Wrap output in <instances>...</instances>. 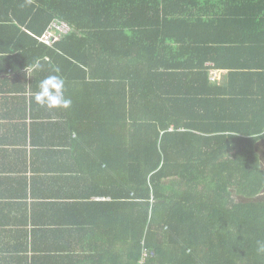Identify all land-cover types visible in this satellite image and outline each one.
Segmentation results:
<instances>
[{
    "label": "trees",
    "instance_id": "16d2710c",
    "mask_svg": "<svg viewBox=\"0 0 264 264\" xmlns=\"http://www.w3.org/2000/svg\"><path fill=\"white\" fill-rule=\"evenodd\" d=\"M14 5L7 4L8 22L0 24V82L9 87L0 91H17L11 85L29 80L35 93L37 81L53 74L74 82L75 160L81 161L88 146L91 159L108 167L106 179L92 182L93 191L83 168L75 169L79 174L68 169L70 175L58 177L75 195L68 200L76 202L67 204L74 214L68 225L75 227V239L100 241V246L80 251L62 246L58 256L45 261L141 264L146 252V264H264V0H42L43 11L33 14L29 23ZM212 7L221 15L213 16ZM54 20L67 22L72 32L52 48L34 36H42ZM165 24L172 30V43L177 31L193 39L197 50L191 52L201 60L197 72H183L180 51L150 59L140 55L154 44L147 39L149 29L160 35ZM225 24L238 41L219 38ZM223 43H236V48L224 49ZM224 51L244 57L249 62L242 69L255 71L233 68L226 75L229 83L248 85L237 99L211 80L212 71L220 76L216 69L226 66L219 61ZM208 61L213 64L206 66ZM36 62L41 68L27 76L25 70ZM182 81L187 89L182 90ZM226 128L230 136L220 135ZM55 139L52 134L46 137L51 149L41 159L40 171L47 180H53L49 163L65 160L58 157L62 147ZM102 142L107 147L114 143L106 158L99 155ZM87 186L90 193L83 189ZM8 187L11 190L0 192V198L18 193ZM193 188H200L218 207L213 218L201 221L210 225L211 218L214 226L206 231L196 226L185 236L182 225L188 219L174 214L182 205V192ZM48 192L42 195L47 200ZM33 193L37 196V189ZM15 196L0 201V227L13 223ZM92 196L109 199L93 202ZM86 199L89 202H83ZM66 222L67 217L63 226ZM38 231L32 235L33 253H41ZM85 251L87 255L80 256Z\"/></svg>",
    "mask_w": 264,
    "mask_h": 264
},
{
    "label": "crops",
    "instance_id": "0c3cea01",
    "mask_svg": "<svg viewBox=\"0 0 264 264\" xmlns=\"http://www.w3.org/2000/svg\"><path fill=\"white\" fill-rule=\"evenodd\" d=\"M49 1L51 2L52 0ZM11 3L16 4L13 7H18L19 17L23 19L26 18L27 23L32 21L33 14L36 15L39 11H43L44 9V5L43 7L39 5L42 4V0H0V5H3L0 7V21H2L0 24L8 22L6 17L8 11L7 4ZM176 9L180 11L182 7L179 5ZM213 9L215 10L212 13L213 16L221 15L218 8ZM225 9L231 11L230 7H226ZM9 16H11V13L8 14V17ZM172 18L177 19V17ZM13 22L15 25H19L17 21ZM168 26L169 25L165 24V26L159 28L162 31L160 35H155V31L149 29L151 33L147 36V39L154 44L148 47L146 51L142 52L140 55H146V57L150 59L156 55L163 57L167 56L173 50L174 52L180 51V53H182V65L185 67L183 72H197L195 67L199 65L201 60L195 59L197 57L196 54L191 52L192 50H197L195 49L193 39L186 35H181L180 32L177 31V33L173 35L174 41L172 43V30ZM176 27L180 28V26ZM225 27L226 28H221V36L219 38L228 42L238 41L239 39L235 37L237 36V33H232V30L229 29L227 24H225ZM29 34L31 35V33ZM34 38L37 39L38 37L34 36ZM66 38L67 36L61 41ZM225 46L229 50L236 48V43H223L222 48L225 49ZM52 48L54 47L52 46ZM222 53L223 56L219 61L223 62L226 66L221 67V69H216L220 71V78L217 82L213 81L212 83H216L219 88H223L222 91L224 90V92H227L229 97L234 96L236 98L237 93H244L248 85L235 82L229 83V80H225L226 75L233 68H236L235 70L238 71L250 73L255 71L242 69L244 65L249 62H245L244 57L236 58L229 54L232 52L227 51ZM254 59L259 61L263 58L257 57ZM49 62L50 61L48 60V63ZM252 63L253 62H250L249 65ZM212 64L211 61H208L205 65L209 66ZM241 75L242 74L240 73L238 76L240 77ZM245 78L250 80V78H247L246 76L244 79ZM26 83V85L24 83L11 85L13 89H16L17 91H0V167H3L4 170V174L0 176L3 178L0 184L2 187L0 192H5L6 189H10L8 186L15 187L18 190L17 194H6L2 195L4 198H0V201L3 199L9 201L11 200L10 197L12 195H16L15 198H17L12 200L17 207L14 209L13 214H10V221H12L15 226H13V223H10L7 227H0V257L3 258L2 260L0 258V264H51V259L45 261V258L58 256V249L62 246L71 249H78V251L87 249L86 247L95 246L96 242H87L85 241V238L81 241L78 237L75 239V227L68 225L71 221L70 215L71 217L74 215H72L73 210L67 209V204H74L76 202L68 200V198H75V195L73 194V190L67 185L66 181L64 182V179H58V177L70 175V173L65 171L68 169L72 173L74 172V175L79 174L75 169L83 168V175L86 179L90 180V191H93L94 186L92 185V182H97L98 184L108 176V171H106L108 168L107 162L95 161L93 158L91 159V150L88 146L83 149L80 157L81 161H79V163L82 164V166L76 162L74 142L75 138H77V134L73 131L74 116L71 115V113H74V109L72 108V105L68 108L58 109H48L40 106L32 100L34 92L32 90L33 86L31 87L30 85H32L33 82L27 80ZM182 83L184 84V81H182ZM225 85H227V87L224 88ZM34 87L38 90V85ZM7 88L9 87L6 85L4 86L0 82V90ZM74 88V82L69 83L68 81H65L64 94L66 98L72 99L74 96ZM184 89H187L186 84H184L182 90ZM72 103L74 102L72 101ZM51 134L56 137L55 140L60 143L62 147L58 157H65V160H54L49 163L50 168L48 169L54 170L48 172L50 178H53V180H47L40 170L44 167L43 162L41 161L43 154L47 151L48 154L50 152V147L47 145V142H45V139ZM230 134L228 128H226V133L220 135L230 136ZM113 144L114 143L107 147V143H100V157L106 158L107 153L108 151L110 152ZM65 148L68 149L70 155ZM65 154L66 156H64ZM219 161L222 162V159ZM222 165L224 166L223 162ZM39 178H42L44 182L40 183ZM36 189L37 196L33 193ZM83 189L89 192V186ZM194 189L195 188L190 189L188 193L182 192V194H185L184 197L182 196V207L180 206L174 214L176 216L182 215V217L188 219L185 224L182 225V233H185V236H188L190 232L195 231L196 226L200 231H206V228H211L215 224L211 218H208L211 223L210 225H205L201 221L204 217H212L211 215L214 212L213 208H217L218 205L215 204L213 200H208L206 194L201 192L200 188H197L196 191H194ZM45 190L50 193V195H48V200L42 196ZM25 191H27L26 199L20 197ZM210 196L211 195H209V197ZM108 199L102 196L91 197V201L93 202H102ZM86 200L87 201L83 202H89L88 199ZM151 203H153V198L151 199ZM48 204H63L66 205V207L62 208L58 206L60 208L59 210L54 206L48 207ZM200 212H202V215H200ZM13 215L14 220L12 218ZM193 216L200 217L190 220ZM66 217L67 222L65 226H63L62 223ZM25 221L27 224L22 225ZM186 224L190 226L188 231H184ZM36 231H38L36 241L43 238L37 245V247L41 248V250H39L41 253H33L31 251L34 239L32 235ZM5 232L7 233L6 240L3 238ZM177 232L180 231L177 230ZM40 243L42 247L40 246ZM96 244L100 246V241ZM2 247L8 248L2 250ZM14 248H17L18 251L13 250ZM85 255H87V251L82 252L80 256Z\"/></svg>",
    "mask_w": 264,
    "mask_h": 264
},
{
    "label": "clouds",
    "instance_id": "9594fccd",
    "mask_svg": "<svg viewBox=\"0 0 264 264\" xmlns=\"http://www.w3.org/2000/svg\"><path fill=\"white\" fill-rule=\"evenodd\" d=\"M55 21V20H54ZM41 68L39 62L29 66L25 71L27 76L33 77L32 73ZM58 73L59 69H55ZM65 81L58 75L53 74L46 76L39 81L38 90L32 95V100L48 109L68 108L72 101L65 97L64 94Z\"/></svg>",
    "mask_w": 264,
    "mask_h": 264
},
{
    "label": "built area",
    "instance_id": "2783aa9c",
    "mask_svg": "<svg viewBox=\"0 0 264 264\" xmlns=\"http://www.w3.org/2000/svg\"><path fill=\"white\" fill-rule=\"evenodd\" d=\"M72 32L70 25L61 20L53 21L48 29L43 33L42 36L38 37L39 41L47 46H54L55 43L60 42L63 38L68 36ZM211 80H219L220 76L217 71L211 72ZM148 257L145 252L141 261V264H144L145 259Z\"/></svg>",
    "mask_w": 264,
    "mask_h": 264
},
{
    "label": "rangeland",
    "instance_id": "374dc122",
    "mask_svg": "<svg viewBox=\"0 0 264 264\" xmlns=\"http://www.w3.org/2000/svg\"><path fill=\"white\" fill-rule=\"evenodd\" d=\"M148 258V257H147ZM147 258L145 259V262H144V264H146L147 263Z\"/></svg>",
    "mask_w": 264,
    "mask_h": 264
}]
</instances>
